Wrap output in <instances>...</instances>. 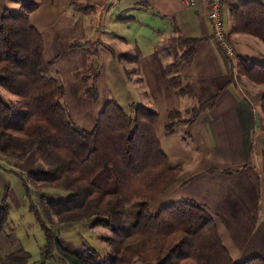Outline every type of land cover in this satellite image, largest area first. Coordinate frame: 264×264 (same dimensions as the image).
<instances>
[{
	"label": "trees",
	"instance_id": "16d2710c",
	"mask_svg": "<svg viewBox=\"0 0 264 264\" xmlns=\"http://www.w3.org/2000/svg\"><path fill=\"white\" fill-rule=\"evenodd\" d=\"M67 6L80 14L95 10L88 1L69 0ZM36 7L35 2L25 0L15 10L3 8L0 15V87L15 97L4 100L0 96V155L21 160L33 152L44 165L43 170L25 174L14 168L29 210L44 234L40 259L31 264H47L56 257L64 264H264L257 256L234 262L213 217L192 200L169 201L156 212L149 210V204L174 183L181 170L180 165L169 164L160 148L154 132L156 111L143 105L124 108L109 99L102 103L91 129L76 125L63 102L64 89L54 75V61L43 60L42 36L29 23ZM229 18V33L248 34L264 43L261 0H240L229 7ZM200 40L177 35V52L163 67L167 86L180 97H195L191 83L175 70L190 64ZM80 44L71 39L65 48ZM116 57L137 62V54L123 52ZM235 65L250 82L264 84V60L244 56ZM83 95L96 100V87H84ZM257 95L264 112V89ZM215 100L198 103L184 115L169 109L165 133H172L178 122L191 124ZM235 171L223 169L222 173ZM262 173L264 177V155ZM46 189L64 194L51 196ZM1 200L0 231L7 221L6 193ZM77 223L86 228L105 227L109 255L101 256L91 246L61 247L56 228L66 231ZM29 257L21 249L4 256L10 264H29Z\"/></svg>",
	"mask_w": 264,
	"mask_h": 264
},
{
	"label": "crops",
	"instance_id": "0c3cea01",
	"mask_svg": "<svg viewBox=\"0 0 264 264\" xmlns=\"http://www.w3.org/2000/svg\"><path fill=\"white\" fill-rule=\"evenodd\" d=\"M68 1H32L37 7L29 14V23L42 36L43 60H54L71 120L83 129H91L102 102L101 95L94 101L82 96L72 73L79 66L86 69L91 61L84 58L82 47L66 50L67 40L89 42L86 48L93 51L89 53L91 59L92 55H101L99 58L105 69L100 70L96 80L98 88L99 84H113L106 69L111 64L113 66V62L105 59L101 49L108 52L110 45V51L115 55L123 52L137 54V62L123 61L120 67L121 77L127 83V86L120 85L127 96L125 105L128 107L133 103L156 111L154 132L160 148L170 165L181 167L177 179L149 204V210L156 212L169 201L192 200L213 217L220 239L234 262L252 256L264 260V251L260 249L264 248V112L259 109V97L256 96L259 86L244 80L238 83L234 78L237 58L246 56L252 60H264V43L248 34L229 33V7L240 0H222L221 17L226 40L232 47L231 56L213 40L206 6L198 0H79L95 6L94 12L87 14L69 9ZM20 2L0 0V15L3 8L15 10ZM125 7L130 10L114 12V9ZM131 10L135 13L126 14ZM99 12V22L110 13V24L122 23L126 31L117 34L109 30L108 40L102 43L100 31H86L92 24L91 18ZM136 24L138 28L135 29ZM143 25L156 35V38L145 40L146 45L137 39ZM177 35L201 39L195 46L190 64H181L175 70L177 75L191 83L194 98L178 96L167 86L163 75V67L177 52L174 45ZM114 41L118 42L116 46ZM124 69L136 73L128 78ZM113 91L118 95L119 87ZM212 97L216 99L214 105L201 112L194 122L188 125L178 122L172 133H165L163 125L169 109L186 111ZM35 158L29 153L24 159L11 162V167L21 173L43 170ZM0 169L9 174L5 168L0 166ZM208 169L215 171L209 173ZM223 169L237 171L228 175L222 173ZM230 229L249 233L247 243L241 238L243 235L239 238L241 241H233L228 234Z\"/></svg>",
	"mask_w": 264,
	"mask_h": 264
},
{
	"label": "rangeland",
	"instance_id": "374dc122",
	"mask_svg": "<svg viewBox=\"0 0 264 264\" xmlns=\"http://www.w3.org/2000/svg\"><path fill=\"white\" fill-rule=\"evenodd\" d=\"M20 1H22V0H14L15 3L20 2ZM27 1H35V0H27ZM69 9H71V8H69ZM119 10H121L122 13H125L130 9H128L127 7L122 8V9H114V12H118ZM133 13H135V11L131 10L126 14L132 15ZM99 16H100V12L95 14L91 18L92 24L90 25L89 29L88 28L86 29V31H88V30H91V32L100 31L102 43H104V40L105 41L108 40L107 34H108L109 30L114 32V33H117V34H120V31H122V32L126 31L125 25L122 23L114 24V25L110 24V21H109L110 13H109V17L106 16L105 20L103 19L102 22L98 21ZM97 21L100 24H98ZM129 26L134 28V25H132V24H130ZM157 27L158 26H156V28ZM136 28H138L137 24H136L135 29ZM140 30H142V32L137 37V39L142 41L143 44L145 43L144 42L145 40H148L151 38L152 39L156 38V35L153 34L151 30H148L145 27V25L141 26ZM226 35H227V33H226ZM88 43L89 42H87V41H81V44L78 47H82L81 48L82 52L85 53L84 58L87 59L88 61H91V63L88 64L89 67L87 65L86 69H82V67L79 66V67L75 68V70L72 73L73 77L75 78V80H76V82H77V84L81 90L82 96L84 97L83 88L93 84L96 87L98 97L101 95L100 96V99H101L100 102L104 103V102H106L112 98L117 103H119V105H121L124 108H127V105H125L126 101H124V99H127V96L125 94L123 86L120 87V85L127 86L125 79H122V77H121L122 73L120 71V67H121V65H123L124 62L119 61L117 59L115 53L113 51H110L111 50L110 45L107 48V50L110 49V50H108V52L105 49H101L100 51H103L105 53V59H107L109 62H113V66L111 64L106 68L108 70V72H110V75L113 79V82H112L113 84H111V86H108L107 83H105L103 85L99 84V88H98L97 84H96V80L99 76L100 70L102 69V71H104L105 66L102 64L101 58H99L101 56L99 53H98L99 55L97 54L98 57L96 56L97 59L93 55H92V59L89 58V53L91 54L93 51L91 52V51L87 50L86 47L89 45ZM113 44H114V46H116L118 44V42L114 41ZM145 45H146V43H145ZM101 46H103V44H101ZM78 47H75V48H78ZM70 49H73V48H70ZM66 50H69V49H66ZM111 58L113 60H111ZM240 58L241 57L237 58L235 63L238 62V60ZM51 61H54V60H51ZM255 61H257V60H255ZM235 66H236V71L234 74V78H235L236 82L239 83V82H241V80H244L246 82H250L245 76H243V74L240 73V71H238V69H239L238 66L237 65H235ZM53 68H54V65H53ZM123 72L128 78H130L132 76V74L136 73V72H134V70H127V69H124ZM54 75L56 77L59 76V74L57 75V73ZM59 81L61 82L60 79H59ZM61 84H62V82H61ZM256 85L259 86V89L256 91V96H258L257 92L259 90L264 89V84H256ZM62 86H63V84H62ZM118 87H119V94L118 95L113 94V92H114L113 89L115 90ZM63 89H64V87H63ZM0 96L5 100L15 98L13 95L9 94L6 90H4L1 87H0ZM63 102L67 108V104H66L64 98H63ZM128 102H130V101L128 100ZM130 105L136 106L133 103H130ZM258 106H259V99H258ZM259 109H260V107H259ZM67 111H68V109H67ZM184 112L185 111H181V115H184ZM30 153H33V152H30ZM13 161H19V160L11 159L10 157H3L2 155H0V166H1V168H5L6 170L9 171V174H8V172L2 171L0 169V203L2 202L1 199L4 195V193H6V204L8 206L7 221H6V224L3 226L2 230L0 231V264H10L9 262H7L5 260V258H4L5 254H7L8 252L14 251V250H19V249L26 251L30 255L28 263L31 264V263H35L36 261H39V259H40V253H39L40 248L44 245V242H45L44 234H43L42 229L39 226V223L35 219L32 212L29 210L28 201H27V198L25 197V193H24V188L22 187L19 178L15 174L16 170H18V169H16L15 167H11L12 166L11 162H13ZM36 161L39 163V165L41 164L44 168L42 161L37 160V159H36ZM7 165H9V167ZM14 168L16 170H14ZM30 170H35V169H30ZM25 173H27V172H25ZM25 173H22V174H25ZM262 177H263V173H262ZM263 179H264V177H263ZM30 189L32 192V196L34 197L36 192H34V189L32 186H30ZM43 191L47 192L51 196H57V195L64 194V193L59 192V191L54 190V189H46ZM46 225L48 228H50V226L48 225L47 222H46ZM56 229L58 231V232L55 231L56 236H57V241L60 244V246L63 248L81 249V248H83V246H91L97 252H99V254L101 256H103V255L106 256V255H109V253H110L108 250V246H107L106 242L104 241V237L109 234V231L105 227L95 226V227H91V228H88V227L86 228L85 226H83L82 223L81 224L77 223V224L73 225L72 227L68 228L66 231L65 230L62 231L61 229H58V228H56ZM228 234H229V236H231L232 240L235 242L241 241L239 238L242 235L244 237H241V238H244V240L249 238V233H242V232L231 230V229L228 230ZM247 241L248 240L245 241V244L247 243ZM260 249H262V251H264L263 247ZM252 257H254V256H252ZM257 257H259V256H257ZM249 258H251V257H249ZM249 258H247V259H249ZM47 264H64V263L56 257L54 260L49 261ZM146 264H152V263H146Z\"/></svg>",
	"mask_w": 264,
	"mask_h": 264
},
{
	"label": "built area",
	"instance_id": "2783aa9c",
	"mask_svg": "<svg viewBox=\"0 0 264 264\" xmlns=\"http://www.w3.org/2000/svg\"><path fill=\"white\" fill-rule=\"evenodd\" d=\"M192 1V0H190ZM206 6V18L212 29V37L216 44L228 55H232L231 44L226 40V32L223 27L222 0H198Z\"/></svg>",
	"mask_w": 264,
	"mask_h": 264
}]
</instances>
